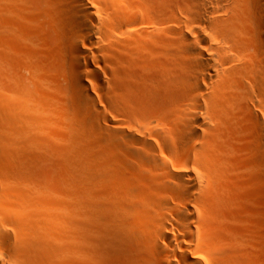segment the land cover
I'll use <instances>...</instances> for the list:
<instances>
[{
  "label": "bare ground",
  "instance_id": "obj_1",
  "mask_svg": "<svg viewBox=\"0 0 264 264\" xmlns=\"http://www.w3.org/2000/svg\"><path fill=\"white\" fill-rule=\"evenodd\" d=\"M31 52L82 118L71 209L27 184L23 155L51 137ZM237 163L264 205V0H0V264H231L208 209Z\"/></svg>",
  "mask_w": 264,
  "mask_h": 264
},
{
  "label": "rangeland",
  "instance_id": "obj_2",
  "mask_svg": "<svg viewBox=\"0 0 264 264\" xmlns=\"http://www.w3.org/2000/svg\"><path fill=\"white\" fill-rule=\"evenodd\" d=\"M31 53L32 54L27 53V54H24L26 56H24V55L22 56L23 61H22V63H20L22 65L19 64L18 67L19 68L20 67L25 68V66L28 65V66H26V70H28V73H29L31 89H32V91H34L33 92V97H34L33 98L34 99L33 100V103H34L33 108L35 109V112H33V116H36L35 118L38 117L37 119H44V118L46 119L47 118L46 121L48 122L47 124H49V125L46 126V129H47L46 132L48 133V135L46 137H49V134H51V137H49L50 138V139L48 138L49 141L47 140L46 142H45V139L40 138L42 141H44V143H39V146L36 145L37 148H36V146L32 147L31 149L27 150L28 153H25L23 155L24 157L22 158V161L24 160V158H26L24 160L26 162H23V164L29 165V166L26 165L28 170L25 168L24 174L27 170V172H26L27 174H25V176L27 177V184L33 180L30 184H28L29 186H31V184L34 186L36 184H38L36 186H40L43 188L45 187L46 189L49 190V192H51V193L54 192V197L51 196V198L58 199V200L63 199L62 200L63 205L66 206L68 209H71L73 206L72 205L73 202H75V200H76L75 198H77V194L79 191L78 189L80 188V184H77V183H80V180H79V168H78V164H76V163H78L77 162L78 158H76V156H79V153L81 152V150H83L82 147H84L83 145L85 144L84 143L85 141L82 142V139L80 138V137H82L81 130L79 132L80 120H82V118L79 117L77 114L75 115V112H76L75 108H74L75 105L73 107L74 103L71 101V100H73L71 98V96H72L71 92L67 91L63 88V87H65V85L63 83L64 79H65L64 74L60 70H54V71L48 70L47 71L48 68L45 65V63L43 61H41L42 58H41V60L39 59L40 54L38 52H35V53L31 52ZM33 53L35 56H37L38 59L37 58L35 59V56L33 55ZM27 56H30L31 59ZM26 59H28V61L30 63L31 62L32 63L31 64L29 62L27 63ZM39 60L42 62V64H40ZM23 62L25 65H23ZM36 63L38 64V66L40 64V66L37 67ZM43 64L45 65L43 68L44 70L42 69ZM35 66L37 67L38 70H35L36 69ZM39 68L41 70L45 71L43 73L44 78H43V76H41L42 74L41 75L39 74L40 72L37 74V76H35L34 71L38 72L40 70ZM32 71H33L34 75H33V73H31ZM47 72L48 73L50 72L48 75L50 77H48V78H46L47 74H48ZM52 72H54V73H52ZM45 75H46V77H45ZM51 75H53V76L51 77ZM61 75H63V76H61ZM30 76H33V78ZM34 77H37V78H34ZM39 78H41V80H46L49 78H50L49 80H52L50 82H49V80H46L47 83L49 82L52 85L51 86L49 83H48L49 84L48 85L45 82L46 85L44 84V86L46 88V91L45 90H42V91L39 90L43 95L41 93H40L41 94L40 95L39 91H37V89L34 88L36 83H34L33 81L35 80L38 84ZM55 78L56 79L58 78L59 80L58 79H57L58 81L54 80ZM61 78H63V79H61ZM57 83H61L62 85L57 84ZM37 84H36V87H37ZM53 85H55V86L53 87ZM55 89H56V91H55ZM60 89H61V91H60ZM65 91H67V92H65ZM36 92H38V93H36ZM35 103H37V104H35ZM38 103L41 104L42 106L39 105ZM62 114H64V116ZM39 115H41V116H39ZM62 117H63V119H62ZM49 127L51 129H49ZM54 128H55V130H54ZM71 128H74V129H71ZM73 130H75V131L73 132ZM229 132H230V130H229ZM229 132H227V134H226V137H228L229 139L228 140L226 139V140L228 142L231 140L233 142H236V144H237L239 142V140L236 138V135L234 133H229ZM75 135L77 136V140H76ZM232 137H233V140H232ZM75 141L78 143H76ZM80 143L82 146L80 145ZM56 145H58V146H56ZM78 147H80L79 150H76V148L78 149ZM43 150H45V151H43ZM36 152H37V154H36ZM239 155L241 157L246 156L245 154L242 155V154L238 153L237 157H239V158H240ZM57 158H58V161L56 160ZM33 159H34V162L32 163L31 161H33ZM36 159L38 161H36ZM242 164L237 163V164L233 165V167L230 164L226 165V169L220 174L219 180L216 184L217 195L219 197L216 198V200H215L216 202L213 203V205H211L212 207L209 208L210 210L208 209V211H209V216H210L212 225L214 226V228L219 230V232H222L223 234L222 233L221 234L224 237H226V236L228 237V239L227 238L226 239L228 240L229 243H232V244H230V246L233 245V247H236V248L242 249V250L246 249V251L243 250V252H242V250H238V253L242 254L241 258H243V256L246 255L245 257H246L247 261L245 258H244V260H242L239 257L240 259H238V261L235 259L232 261L231 264H233V263H235V264H260V262L257 258H259V252L261 251L259 244H261L262 235H264V234H261V233H264V222L263 223L261 222L262 220H264V217H263V215H261L259 213L257 215H255L250 211H253L254 209L256 211L258 209H260V211H262V210H264V208H263L264 205L259 204L260 202L258 203L256 198L254 197L255 195L252 194L255 192V191L253 192V190H251L252 185H249V186L248 185H246V186L240 185L241 186L240 187L239 185L237 186V185L232 184L231 180H230L232 178L233 174L234 175H237V174L240 175V173L244 172L245 169L242 168L243 167ZM8 165L9 164H7V166ZM239 165H240V167H239ZM10 167L11 166L9 165L8 168H10ZM234 167H236L238 169V171ZM227 169L229 170V172ZM231 170H233V171H231ZM245 172H246V174H244V175H247L248 174L247 171H245ZM229 175H231V176L229 177ZM30 176L32 177V179ZM227 179H229L230 181ZM227 181H229L231 186L228 185L229 183ZM67 182H68V184H66ZM221 184H223V185H221ZM226 186H228V187L230 186V188H228ZM232 186H234V188ZM253 186L254 187H252V188L254 190H256L255 188H257V187H255V185H253ZM66 188H67V190H66ZM243 189L245 191H242ZM68 190H70V191H68ZM74 190H75V192H74ZM248 190L251 192H249ZM247 191L249 193H251L252 196L248 197L247 195H245L244 193H247ZM242 192H244V193H242ZM249 193H248V195H251ZM55 194H57V195H55ZM51 198H49V201ZM70 198L73 200V202H72V200H70ZM58 200L57 201L54 200L55 202L52 200L50 202L51 203L57 202L56 204H54V206L58 205V204L61 205L62 203H60V202H62V201L59 200V202H58ZM47 201H48V199H47ZM48 202H47V205H50L51 203L50 202L48 203ZM255 202L258 204H256ZM64 203H66V204H64ZM52 205H50V206H52ZM68 205H70V206H68ZM252 206H254V207H252ZM248 208H250V209L254 208V209L248 211ZM257 221H259L260 223ZM255 222L257 223V225L255 224ZM258 223L260 225H258ZM262 229H263V231H262ZM254 234L256 236H254ZM254 239L256 241H260V242H256ZM257 248H259L260 251ZM248 251H250V252H248ZM243 253H245V255ZM251 253L254 254V258H253V255ZM241 254H240V256H241ZM250 255H252V256H250ZM253 259H255V260H253ZM249 260H251V261H249ZM244 261H245V263H244ZM246 262H248V263H246Z\"/></svg>",
  "mask_w": 264,
  "mask_h": 264
}]
</instances>
